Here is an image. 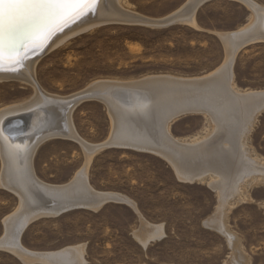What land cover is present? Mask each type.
<instances>
[{
	"label": "rangeland",
	"instance_id": "374dc122",
	"mask_svg": "<svg viewBox=\"0 0 264 264\" xmlns=\"http://www.w3.org/2000/svg\"><path fill=\"white\" fill-rule=\"evenodd\" d=\"M255 1L264 6V0ZM186 2L114 3L132 13L161 19ZM194 15L198 25L116 20L86 23L78 31H60L52 46L34 61L36 80L44 92L67 96L99 80L132 82L151 75L190 78L211 73L227 59L218 32L242 28L252 12L240 0H206ZM232 64L237 90L264 91V40L243 46ZM34 94L35 87L28 82L0 80V110L27 101ZM140 100L147 101L144 94ZM254 111L244 137L250 155L264 163V108ZM71 118L77 134L92 144L105 142L112 131L109 109L97 99L79 103ZM213 127L206 113L190 112L174 119L170 130L174 137L190 141L210 135ZM225 135L223 130L212 133L206 145ZM83 169L94 189L119 193L128 201H109L96 210L78 208L39 218L28 224L20 237L25 248L50 252L82 245L85 264H264V175L258 176L263 181L252 177L242 186L241 202L234 196L228 204L220 205L217 189L208 183L211 173L185 180L160 154L108 145L92 154L76 140L52 137L33 155V170L48 183H67L84 174ZM18 199L0 181V237L5 231L3 220L17 211ZM159 226L163 235L149 238L146 245L136 236ZM0 264L26 263L14 253L0 250Z\"/></svg>",
	"mask_w": 264,
	"mask_h": 264
},
{
	"label": "bare ground",
	"instance_id": "6f19581e",
	"mask_svg": "<svg viewBox=\"0 0 264 264\" xmlns=\"http://www.w3.org/2000/svg\"><path fill=\"white\" fill-rule=\"evenodd\" d=\"M240 1L252 12L248 23L236 31L218 32L227 49V59L213 72L199 77L166 74L151 75L132 82L99 80L74 94L61 96L42 90L32 66L37 57L49 45L52 46L60 31L65 33L74 28V31H78L90 22L99 24L127 20L163 25L165 20H170L166 23L182 21L198 25L194 14L200 0H187L180 9L161 19L122 9L118 3H114L115 0H97L94 9L85 10L83 15L58 23L42 40L22 42L19 50L11 54L13 59L21 58L20 63H8L9 54L4 53L6 60L4 66L0 67V80H23L35 87V94L27 101L0 110V181L2 186L19 198L17 211L3 220L5 231L0 237V250L14 253L26 264H85V248L82 245L37 252L25 248L20 235L31 222L42 217L57 216V212L66 207L85 205L96 210L110 199L128 201L119 193L94 189L86 179L85 169L84 174L80 173L64 184H52L40 179L33 170V155L41 143L52 137L76 140L92 154L108 144L160 154L172 163L185 180L205 178L204 174L211 173L208 183L217 189L220 205L228 204V199L234 196L238 202L244 199L242 186L252 177L262 180L258 176L264 175V163L250 155L244 137L250 116L255 114L254 110L264 108V91L237 90L231 67L243 46L264 40V6L255 0ZM120 90L127 91L124 92L125 96L113 93ZM128 91L133 93L128 95ZM143 94L146 102L140 100ZM87 99L104 102L113 118L112 131L102 144L85 141L74 128L71 118L73 109ZM190 112L206 113L214 126L212 133L223 130L226 135L212 145H206L211 141L212 133L190 141L174 137L170 130L172 121ZM238 148L244 162L241 161ZM233 165L236 166L232 168ZM181 169H184L182 173ZM201 169H205V172L201 173ZM163 233L159 226L144 236H136L146 245L149 238L161 237Z\"/></svg>",
	"mask_w": 264,
	"mask_h": 264
},
{
	"label": "snow or ice",
	"instance_id": "6c2138e0",
	"mask_svg": "<svg viewBox=\"0 0 264 264\" xmlns=\"http://www.w3.org/2000/svg\"><path fill=\"white\" fill-rule=\"evenodd\" d=\"M96 0H0V67L12 58L25 40L40 41L61 22L94 9Z\"/></svg>",
	"mask_w": 264,
	"mask_h": 264
},
{
	"label": "water",
	"instance_id": "95a60500",
	"mask_svg": "<svg viewBox=\"0 0 264 264\" xmlns=\"http://www.w3.org/2000/svg\"><path fill=\"white\" fill-rule=\"evenodd\" d=\"M202 1L204 2V1H206V0H200L199 3H201ZM199 3H198V4H199ZM135 20H137V19H135ZM168 21H170V20H165L164 23H166V22H168ZM136 22H138V21H136ZM121 92H122V93H121ZM124 92H127V91H115V92H113V93L122 96ZM128 92H130V93H128V95L131 94V93H133L132 91H128ZM136 93H137V92H135V94H136ZM26 129H27V128H26ZM26 129H25V130H26ZM108 146H109V144H108ZM109 201H118V202H120L121 200H120V199H110V200L105 201L104 204L107 203V202H109ZM104 204H103V205H104ZM78 208H88V207H86L85 205H84V206H81V207H78V205H74V206L66 207V208L60 210L59 212H57V215H60V214H63V213H65V212H67V211H70V210H73V209H78ZM24 230H25V229H24ZM24 230H23V231H24ZM23 231H22V233H23ZM22 233H21V235H22ZM21 235H20V237H21ZM52 257H53V256H52ZM50 263L53 264V262H50Z\"/></svg>",
	"mask_w": 264,
	"mask_h": 264
},
{
	"label": "crops",
	"instance_id": "0c3cea01",
	"mask_svg": "<svg viewBox=\"0 0 264 264\" xmlns=\"http://www.w3.org/2000/svg\"><path fill=\"white\" fill-rule=\"evenodd\" d=\"M240 135H242V133L240 134ZM247 135V134H246ZM104 143V142H103ZM102 144V143H101ZM109 146H111V145H109ZM121 148H124V147H121ZM101 149V148H100Z\"/></svg>",
	"mask_w": 264,
	"mask_h": 264
}]
</instances>
